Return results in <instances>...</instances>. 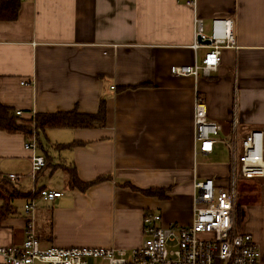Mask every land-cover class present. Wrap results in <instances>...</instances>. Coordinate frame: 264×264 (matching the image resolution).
Segmentation results:
<instances>
[{
	"label": "crops",
	"instance_id": "obj_1",
	"mask_svg": "<svg viewBox=\"0 0 264 264\" xmlns=\"http://www.w3.org/2000/svg\"><path fill=\"white\" fill-rule=\"evenodd\" d=\"M196 16L207 37L214 19L232 20L237 48L225 50L209 75L174 76L171 67L200 64L208 51L193 47ZM198 96L221 128L210 154L198 152L194 140ZM102 101L105 126L49 129L36 151L48 150L53 165H74L83 182L107 178L86 190L70 188L60 169H45L34 181L33 153L25 149L33 136L0 131V174L21 176L13 183L24 195L63 193L36 200L43 248H140L149 211L166 225L191 224L194 182L227 180V167L208 164L217 145L264 130V0H25L16 21H0V104L32 119L72 110L96 114ZM73 142L81 145L54 149ZM45 175L49 184L39 183ZM127 183L166 189L168 199ZM28 196L15 200L18 213L0 223V247L24 242ZM237 199L238 231L253 237L264 264V180L239 179Z\"/></svg>",
	"mask_w": 264,
	"mask_h": 264
},
{
	"label": "built area",
	"instance_id": "obj_2",
	"mask_svg": "<svg viewBox=\"0 0 264 264\" xmlns=\"http://www.w3.org/2000/svg\"><path fill=\"white\" fill-rule=\"evenodd\" d=\"M25 1V0H22ZM195 6V1H189ZM196 42L194 49H208L202 62L171 67L177 77L198 78L209 75L221 63L227 49H236L233 21L214 19L210 37L203 33V20L194 19ZM199 38L201 41H199ZM210 40V45L202 42ZM18 117L23 113L16 112ZM194 140L198 152L210 154L218 143L220 126L209 119L207 107L201 97L194 105ZM231 162L227 185L219 186L206 178L194 182L193 220L190 225H166L160 213L149 211L143 217L144 241L140 248L127 251L117 248H43L36 234V200L51 202L63 193L53 190H33L24 206L27 217L25 240L20 246L0 247V264H89L96 260L104 264H261L262 254L253 237L238 231L236 223L237 185L239 179L264 180V130H252L241 139L234 137L226 142ZM26 150L32 151L31 177L35 181L46 161L36 153V135ZM21 176L9 175L12 182Z\"/></svg>",
	"mask_w": 264,
	"mask_h": 264
},
{
	"label": "trees",
	"instance_id": "obj_3",
	"mask_svg": "<svg viewBox=\"0 0 264 264\" xmlns=\"http://www.w3.org/2000/svg\"><path fill=\"white\" fill-rule=\"evenodd\" d=\"M22 0H0V21L13 22L18 19L21 10ZM106 124V106L102 101L99 111L96 114L80 113L78 110L57 113L37 114L32 119H25L18 117L15 111L7 106L0 104V131L8 134H23L25 137L31 138L36 135L39 147H42L40 137L44 135L49 129H82L88 130L95 127H103ZM80 143L73 142L70 144H61L54 147L55 150L61 151L65 149H72ZM45 154L44 158L46 165L43 170L51 169L62 170L67 177V184L70 188H77L86 190L96 182L107 179L101 178L96 182L86 183L78 177L77 169L74 165H53V158L50 156L48 150L42 149ZM126 187L131 188L133 191L140 192L146 196L159 198L160 200H167L166 189H147L141 190L131 183H127ZM28 195L22 194L8 177L0 174V223L15 216L18 211L16 206L13 205L15 200L26 198ZM27 198L32 199V196ZM237 223L238 220H237Z\"/></svg>",
	"mask_w": 264,
	"mask_h": 264
},
{
	"label": "rangeland",
	"instance_id": "obj_4",
	"mask_svg": "<svg viewBox=\"0 0 264 264\" xmlns=\"http://www.w3.org/2000/svg\"><path fill=\"white\" fill-rule=\"evenodd\" d=\"M207 34H210V33L207 31ZM212 159L213 160H210V162H212V163H208V164L219 165L221 167H227V170H228L227 176H228V174H229V165H230V162H231V153H230L229 148L226 145H223V144L217 145V148L215 150V153H214V156H213ZM201 162H203V161L200 158V163ZM58 175H60V172H57L55 175L52 176V180H53L52 183L55 182V181H57V182L59 181L60 178H59ZM203 179H206V178H199L198 180H203ZM50 180H51V177H49L48 175H45V177H43V179L40 180L39 183H43L44 182L45 184H49L48 182ZM226 185H227V180L225 181V184H223V186H226ZM236 204H237V202H236ZM20 205H21V203H20ZM236 223H237V221H236ZM91 264H94V262H91Z\"/></svg>",
	"mask_w": 264,
	"mask_h": 264
},
{
	"label": "water",
	"instance_id": "obj_5",
	"mask_svg": "<svg viewBox=\"0 0 264 264\" xmlns=\"http://www.w3.org/2000/svg\"><path fill=\"white\" fill-rule=\"evenodd\" d=\"M199 41H201V39L199 38ZM204 45H210L211 41L210 40H206L202 42Z\"/></svg>",
	"mask_w": 264,
	"mask_h": 264
}]
</instances>
